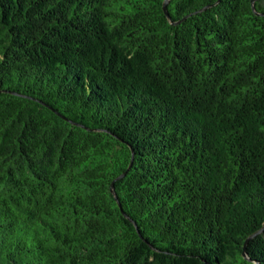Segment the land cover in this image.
<instances>
[{
  "label": "trees",
  "instance_id": "1",
  "mask_svg": "<svg viewBox=\"0 0 264 264\" xmlns=\"http://www.w3.org/2000/svg\"><path fill=\"white\" fill-rule=\"evenodd\" d=\"M164 1L0 0V264H264V14Z\"/></svg>",
  "mask_w": 264,
  "mask_h": 264
},
{
  "label": "water",
  "instance_id": "2",
  "mask_svg": "<svg viewBox=\"0 0 264 264\" xmlns=\"http://www.w3.org/2000/svg\"><path fill=\"white\" fill-rule=\"evenodd\" d=\"M168 1L169 0H165L164 1V10H165V13L167 14V16H168V18L171 20V14L168 12V9H167V7H168ZM252 7H253V10H254V12L255 13H257V14H264L263 12H259V11H257L256 10V7H255V0H252ZM133 159V156H132V158H131V160ZM111 190H112V193L114 194V196L118 199V197H117V194H116V191H115V188H114V184L112 183V186H111ZM246 248V247H245ZM244 256H246V251H245V249H244Z\"/></svg>",
  "mask_w": 264,
  "mask_h": 264
}]
</instances>
